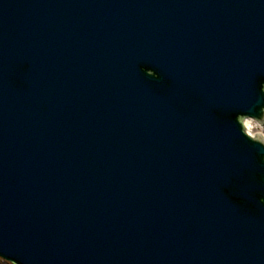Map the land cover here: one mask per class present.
Returning a JSON list of instances; mask_svg holds the SVG:
<instances>
[{
  "label": "water",
  "instance_id": "95a60500",
  "mask_svg": "<svg viewBox=\"0 0 264 264\" xmlns=\"http://www.w3.org/2000/svg\"><path fill=\"white\" fill-rule=\"evenodd\" d=\"M241 117L264 119V0H0V256L264 264Z\"/></svg>",
  "mask_w": 264,
  "mask_h": 264
},
{
  "label": "rangeland",
  "instance_id": "374dc122",
  "mask_svg": "<svg viewBox=\"0 0 264 264\" xmlns=\"http://www.w3.org/2000/svg\"><path fill=\"white\" fill-rule=\"evenodd\" d=\"M258 129L257 128H253V132L255 133V131H257ZM260 130V129H259ZM261 131V130H260ZM0 264H5L3 262H0Z\"/></svg>",
  "mask_w": 264,
  "mask_h": 264
},
{
  "label": "snow or ice",
  "instance_id": "6c2138e0",
  "mask_svg": "<svg viewBox=\"0 0 264 264\" xmlns=\"http://www.w3.org/2000/svg\"><path fill=\"white\" fill-rule=\"evenodd\" d=\"M153 75H155V73H153Z\"/></svg>",
  "mask_w": 264,
  "mask_h": 264
},
{
  "label": "bare ground",
  "instance_id": "6f19581e",
  "mask_svg": "<svg viewBox=\"0 0 264 264\" xmlns=\"http://www.w3.org/2000/svg\"><path fill=\"white\" fill-rule=\"evenodd\" d=\"M248 125H249V122H248Z\"/></svg>",
  "mask_w": 264,
  "mask_h": 264
}]
</instances>
